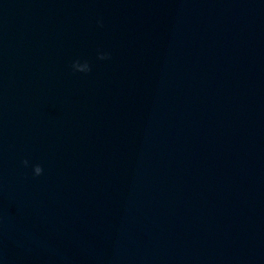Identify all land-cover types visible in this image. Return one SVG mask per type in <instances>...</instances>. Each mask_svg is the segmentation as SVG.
Wrapping results in <instances>:
<instances>
[{
    "label": "water",
    "instance_id": "water-1",
    "mask_svg": "<svg viewBox=\"0 0 264 264\" xmlns=\"http://www.w3.org/2000/svg\"><path fill=\"white\" fill-rule=\"evenodd\" d=\"M0 264H264V0H0Z\"/></svg>",
    "mask_w": 264,
    "mask_h": 264
},
{
    "label": "clouds",
    "instance_id": "clouds-1",
    "mask_svg": "<svg viewBox=\"0 0 264 264\" xmlns=\"http://www.w3.org/2000/svg\"><path fill=\"white\" fill-rule=\"evenodd\" d=\"M98 58L99 59H105V58H107V53H100V52H98ZM79 63H80V61H78V60H74L73 62H72V68L76 71V68L79 66ZM83 64H84V66H85V68H86V71H84L85 73L86 72H89L91 69H90V65H89V63H88V61L87 60H85V61H83ZM21 164L22 165H24L25 167H27L28 166V164H29V161L27 160V159H24V160H22L21 161ZM32 171H33V175H35V176H39V175H41L42 174V172H43V168L41 167V165L40 164H33L32 165Z\"/></svg>",
    "mask_w": 264,
    "mask_h": 264
}]
</instances>
